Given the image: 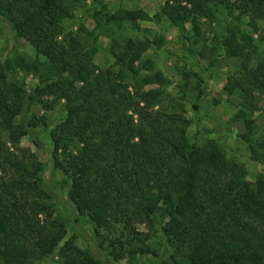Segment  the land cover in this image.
Instances as JSON below:
<instances>
[{
    "label": "rangeland",
    "instance_id": "rangeland-1",
    "mask_svg": "<svg viewBox=\"0 0 264 264\" xmlns=\"http://www.w3.org/2000/svg\"><path fill=\"white\" fill-rule=\"evenodd\" d=\"M176 1L190 8L184 0ZM257 1L222 0L214 12L206 11L207 17L191 14L182 29L171 26L160 14L165 0H64L66 14L57 16L55 22L59 29L39 21L41 26L52 28L55 40L64 47L69 45L71 51L67 32L82 36V47L95 44L96 49L89 57L98 72L107 70L109 86L99 88L98 98L107 102V107L99 112L100 117L94 114L87 118L80 107L71 115V129H56L71 102L63 97H55L51 103L38 101L51 100L53 94L39 98L34 95L29 105L22 108L24 112L20 110L22 118L20 111L10 118L0 108V207L8 217L5 228L13 233L14 242L32 251L33 256L25 264H74L84 258L81 253L87 249L98 250L105 264H141L130 258L112 262L106 256V242L97 246L92 223L77 214L65 196L70 178L52 166L51 134H66L65 150L58 156L67 168L74 161L83 169V184L90 198L94 203L101 200L106 225L94 224L97 236L107 235L108 227L113 228L119 241H128L133 247L148 245L161 255L186 254L185 248L188 250L196 238L202 239L205 249L211 252L207 264H234L230 259L235 251L247 239L254 244L248 234L245 241L239 242L242 228L233 222L220 223L217 228L204 226V233L191 227L192 221L201 222L215 210L202 189L234 182L237 172L198 165L192 181L198 189H190L184 196L190 206L195 203L194 207L189 206V211L179 215L171 211L168 202L176 200L179 190L175 187L186 181V153L190 144L197 148L216 146L223 154L222 160L243 170L239 175L249 188H259L264 180V94L254 88V82L243 81L245 63L250 69L260 66L255 73L264 79V41L259 40L264 31V5H256ZM102 5L108 9L119 5L139 8L149 19L137 21L139 28L135 33L124 27L123 35L106 31L92 39L97 29L91 12ZM243 7L245 12L239 13ZM154 14L159 15L156 22ZM192 16L197 17V34L191 29ZM126 36L141 41L144 47L130 63L133 69L119 77L112 64L114 53L128 60L134 53L132 47H137L125 42ZM7 53L21 54L28 61L46 60L25 38L13 35L0 22V58ZM146 60L152 66L150 69H146ZM149 72L156 74L155 82L144 81ZM23 73L26 85L33 86L37 77L32 72ZM239 82L246 90L250 88L248 94L240 89L230 93L224 89L226 84L236 87ZM154 88H162L164 92L153 102L144 94ZM6 91V85L0 81V99L8 95ZM92 97L94 100L97 97L95 91ZM9 98L4 99L12 110L15 103L13 97ZM20 118L24 124L27 120L34 122L25 125L29 129L27 134L18 133L15 124ZM11 131L15 133L12 135ZM86 141L91 156L83 154ZM172 147L177 151L173 153ZM131 168H137L143 190L140 194L125 182L128 176L124 173ZM196 181L201 187H197ZM238 216L255 231L264 229V223L251 212L241 211ZM171 219L186 226L187 234L176 248L165 240V229H169ZM37 245L44 246L42 254H38ZM237 264L251 263L241 260Z\"/></svg>",
    "mask_w": 264,
    "mask_h": 264
},
{
    "label": "trees",
    "instance_id": "trees-1",
    "mask_svg": "<svg viewBox=\"0 0 264 264\" xmlns=\"http://www.w3.org/2000/svg\"><path fill=\"white\" fill-rule=\"evenodd\" d=\"M170 1L171 0H165L164 4L161 6L160 14L166 18L171 26H175L178 29H182L184 21L187 17L189 18L191 14L200 16L205 15L207 17L209 13L206 11L214 12L216 5L222 4V0H184L185 3L190 5V8H188L185 5L179 4L176 0H174L175 2L173 4L170 3ZM63 3L64 0H0V22H4L13 35L25 38L32 45L34 50L37 53L42 54L46 59L44 62H38L35 60L28 61L25 60V57L21 56V54H14L12 56L9 55V53L0 58V81L6 85V92L8 93L7 96L0 99V108L7 111V116L12 118L15 115V111L16 113H19L23 107L29 105L34 98V95H37V98H39L41 95L53 94L51 100L48 98L38 100L41 103H51L52 101H55V99H53L55 97L66 98L67 101L71 103L68 110H66L65 118L61 121V124L58 125L59 127L57 126L56 128L58 131L65 127L71 129V115L76 113V110L80 107L84 109L85 117H92L94 114L100 117L99 112H101L100 110L103 107H107V102L105 98H98L100 93L99 88L103 87L106 89L109 86L107 82V70L98 72L96 65L89 57L96 49L95 44H91L89 48H87V46L82 47L83 45L80 44V40L83 37L67 32L66 37L69 39V44L72 45L71 51L70 48H68L69 45L64 47V45L59 44V42L55 40L52 28L49 29L48 26L47 28L41 26L39 21H42L43 24L46 23L59 29V27L55 25V22H58L57 16L66 14L63 9ZM210 4L213 6H209ZM256 5H264V0H258ZM244 12V7L240 8L239 13ZM91 16L95 22L94 26L97 29L93 34L92 31L90 32L92 34V39L97 38L99 33L106 31L113 34L118 32L120 35H123L121 29L124 27L129 28L135 33L139 28L137 21L149 19L147 14L141 9H129L121 5L113 9H108L102 5L101 9L93 10ZM158 19L159 15L154 14L153 20L156 22ZM195 20H197L196 16H192L189 19V21L192 22L191 29L193 33L197 34V24ZM252 29L255 30L254 27ZM248 39L250 40V37H248ZM125 40L128 44L137 47H132L134 53L128 58V60H123L122 57L114 53L115 60L112 64L115 66L114 72L119 77H123L133 69V66L130 63H133L137 58L139 51L144 47V44L141 41L137 40V42H135L136 40L131 36L124 37V41ZM259 40L264 41V31L262 36H259ZM236 53L237 52L233 53V55ZM146 63L148 64L146 69H150L152 67L150 62L146 60ZM254 68L250 69L247 63L244 64L243 71L245 76L243 81L254 82V88L264 94L263 76L261 74L256 75L255 73V70H259L260 66ZM23 71L26 73L32 72L33 75L37 77V81L33 86L26 85L21 75ZM94 71L96 72L94 73ZM68 75H70V77H67ZM145 75L146 78H148L144 80L145 82H155L157 80L156 74L153 72H149ZM74 82H76L77 86ZM65 84L68 85V88L65 87ZM224 89L227 90L228 93L235 89H240L244 92L247 91L246 94H248L250 88L246 90L239 82L236 87L226 84ZM92 91H95V95H97L95 100L92 97ZM103 92L106 91L102 90V93ZM163 92L162 88H154L148 90L144 96L154 102L158 101ZM9 97H13L15 103V105L13 104L14 108L12 110L7 108V103L5 102ZM77 97L81 100L80 102L77 101ZM194 107L196 106L194 105ZM21 112L22 111H20L19 115ZM21 118L19 123H16L15 126L19 129L18 133L24 135L29 132V129L26 126H30L34 122L27 120L25 122L26 124H24ZM10 133L13 135L15 132L11 131ZM70 133L72 134V130H70ZM50 139L52 145L50 148L52 166L56 168L60 174L64 175V177L68 176L70 178V184L65 192V196L75 209L76 213L86 216L92 223V233L97 241V246L102 247L106 242L105 248L108 260L119 262L123 258H130L141 261V264H146V262L150 260L154 261L153 263L155 264H207V259L211 252L205 249L202 239L196 238L195 240V237L194 240L196 242L194 241L192 245H189L188 250L185 248L184 252L186 254L175 252L161 255L155 248H150L148 245L133 247L128 241H119L118 237L114 234L115 232L112 228V224L110 226L112 228L111 230L107 224L109 234H99V236H97L98 230L94 224L98 225L100 223L104 226L106 225V220L101 213L104 209L101 205V200L98 199V202L100 203H94L92 198H90V192L86 190L83 184V180L85 179L83 169L78 167L74 161L67 168L68 165L64 164L58 156L65 150L64 140L67 139L66 134H51ZM86 143L87 141L84 142V147L86 149L83 154L86 153L88 155L90 153L91 156V149H89L87 146L88 143L87 145ZM171 150L174 153L177 151V148L172 147ZM222 157L223 154H221L219 149L212 144L201 148H197L195 144H190L186 153V162L188 163L186 181H183V183H186H181L179 187H175L179 190L175 201H166L169 206H171V211L178 213L179 215L188 210L187 208L190 205L184 199V196L189 193L190 189H198L195 187L194 183H192L195 179V171L200 167L198 165L202 164L203 168L206 169L210 168L221 171L228 169L230 172H237L238 176L236 175L237 178H235V181L236 179L241 181V185H238L237 181L236 183L234 181L229 184L215 187L209 186L207 189H202L206 201L208 203L210 202L213 205L211 208L215 210L209 215L210 217L207 216L205 220L203 219L201 222L200 220L197 222L192 221L191 227L195 230L200 229V231L204 233V226L217 228L220 223L233 222L238 224L242 228V231L238 233L239 242L245 241L248 238V234L254 239V244L251 243L250 239H247L248 242L244 243L240 249L236 250V254L230 260L234 264H237L241 260L251 264H263L264 229L255 231L254 228L249 225L247 226L244 220L241 222V217L238 216V213L241 211L251 212L260 222L264 223V180L260 181L261 185L259 188L253 189L247 187V183L242 180L243 177L239 175V173H243V170L233 162L222 160ZM136 169L137 168H131L129 169L130 171L124 173L128 176V179L125 180V182H127L135 192L140 194L143 190L139 185ZM118 172L122 173L123 170H118ZM64 181H66L65 178ZM195 183L197 187H201V185H198V181ZM166 195L167 193L165 196ZM217 202L220 205L219 208H217ZM194 205L195 203H193L189 209H192ZM7 221L8 217L0 207V264H25L26 259H28L29 256H33L31 254L32 251L27 247L14 242L15 237L13 233H8L7 228H5ZM176 227L177 230L175 229ZM185 227L186 226H184L183 222L177 223V220L171 219L169 221V229H165L166 242L174 243L175 248L178 247L181 240H184L183 236L187 234L185 233ZM36 244L37 242L33 245ZM186 245L187 244H185V246ZM182 246H184V244L181 245V247ZM35 247L39 250L38 254H42L43 251L41 250L44 246L41 245L39 248L37 245ZM81 255L84 258L74 264H105L101 260L98 250L91 252L87 249L84 250ZM62 264L64 263L62 262Z\"/></svg>",
    "mask_w": 264,
    "mask_h": 264
}]
</instances>
